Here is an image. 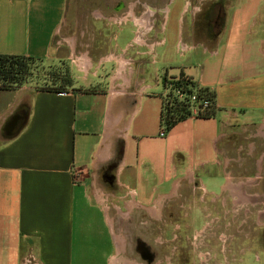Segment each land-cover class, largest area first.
<instances>
[{"label":"crops","instance_id":"crops-1","mask_svg":"<svg viewBox=\"0 0 264 264\" xmlns=\"http://www.w3.org/2000/svg\"><path fill=\"white\" fill-rule=\"evenodd\" d=\"M88 1L0 0V55L66 62L75 81L63 92L0 90V264H116L126 238L111 215L158 222L159 204L184 180L237 195L231 187L261 178L264 0H181L161 38L149 36L152 12L144 13L161 9L157 0ZM178 41L201 46L203 70L195 73L190 57L168 70ZM168 43L171 54L161 50ZM153 60L168 78L183 73L213 93L214 116H189L160 137L165 98ZM77 169L88 177L76 179Z\"/></svg>","mask_w":264,"mask_h":264},{"label":"rangeland","instance_id":"rangeland-1","mask_svg":"<svg viewBox=\"0 0 264 264\" xmlns=\"http://www.w3.org/2000/svg\"><path fill=\"white\" fill-rule=\"evenodd\" d=\"M125 1L127 3L133 2V0ZM148 1L152 2V0ZM185 1L182 0L186 5L194 3L192 0ZM157 2L162 7L161 9L151 7L155 19L149 36H156L157 38L167 37L174 24V11L178 3H181V0H157ZM190 9L192 10L189 6V10L182 14L184 16L183 22H187L191 18ZM197 13L198 10L195 9L194 15ZM203 17V13L200 12L196 17V33L200 36L204 25ZM165 24L167 27L166 34L163 33V29L161 30ZM125 27L129 31L136 29L132 23ZM156 29L161 30V32L156 31ZM113 31H117V28L113 27ZM124 35H128V32L125 31ZM181 47L182 45L178 41L174 47V65L168 70L173 74L177 73L181 66L185 64L187 57L192 58L189 65L194 68L195 73L203 70L205 64L202 61L201 46L199 47L198 45L189 50H185L184 48L186 47ZM167 48L169 54H171L170 43L167 46L164 45L161 50L165 52ZM129 52L131 51L129 50ZM151 65H153L151 69L153 72L157 69L154 74L158 76L159 80V86L155 92L164 94L163 85L172 77L168 78L165 73L167 68L163 69L154 60ZM161 70L164 73H161ZM30 73L31 75L27 78V81L20 87H25L29 90L66 91L75 83L74 77H72L73 71L66 62L34 59L30 65ZM181 74L183 73H179L177 78ZM203 99H206V97ZM167 101L175 102L171 94H169ZM207 168L210 169L211 167ZM85 172L77 169L75 172L76 179L82 181L85 176L88 177V173L86 174ZM98 177L100 178V176ZM186 181L184 180L183 183H186ZM232 182L237 184V181ZM218 183L219 181H216V185ZM243 184V186L236 185L237 189L241 188V191L237 192L242 194L244 189L252 195L257 194V204H248L251 202L244 196L241 198V194H238L242 201L244 200L248 203L240 204L241 206L235 205L228 193L226 195L222 193L221 187H215L205 193L198 188L192 189V184L191 186L183 184L179 193L180 197L176 201L167 200L165 203L159 204V207L163 205L164 209L162 211V219L158 222L151 221L148 215H131L126 220L127 223H123L121 215H111L112 219H115V234H122L119 236L121 238L125 236L126 238L123 249L121 251L119 249L118 251L116 250L117 259H114L113 262L116 264H137L136 261H140V256L135 251V240L140 235L143 239H146V243L155 254L156 259L165 257V259L169 260L171 258L168 264H264V165L260 180L254 182L253 186ZM236 187L231 188L236 190ZM251 200L252 202L255 201L254 199ZM133 205L135 204L133 203ZM156 213H158V210ZM139 220L147 221L148 224L139 226ZM155 229L161 235L163 246L154 244Z\"/></svg>","mask_w":264,"mask_h":264},{"label":"trees","instance_id":"trees-1","mask_svg":"<svg viewBox=\"0 0 264 264\" xmlns=\"http://www.w3.org/2000/svg\"><path fill=\"white\" fill-rule=\"evenodd\" d=\"M33 61L34 59L30 57L0 55V90L16 89L25 83L27 78L31 75L30 65ZM177 79V81H175V78L170 79L171 83L177 87L183 86L188 93L193 92L196 85L189 77L181 74ZM43 91L63 92L60 90ZM200 95L206 97V100L210 101L211 107L205 113L200 114L199 118L213 117L215 95L207 89H200ZM167 103L164 105L165 112H163L166 132L190 116L189 105L186 103H175L170 101H167ZM170 104L172 105L170 106Z\"/></svg>","mask_w":264,"mask_h":264},{"label":"built area","instance_id":"built-area-1","mask_svg":"<svg viewBox=\"0 0 264 264\" xmlns=\"http://www.w3.org/2000/svg\"><path fill=\"white\" fill-rule=\"evenodd\" d=\"M153 21H154V17H152V25H153ZM177 80L178 79H175V81ZM163 88L165 90L164 105L167 103L169 94H171L173 101L180 103L184 102L187 105H189L188 108L190 111V116L199 117L200 114L205 113L211 107L210 101L203 99L204 97L200 95V88H198L197 86L193 89L192 93H188L183 86L177 87L171 83V80H169L164 83ZM163 112H165L164 109ZM163 112L161 115L162 117H161L160 129H159L160 137H163L166 134Z\"/></svg>","mask_w":264,"mask_h":264},{"label":"flooded vegetation","instance_id":"flooded-vegetation-1","mask_svg":"<svg viewBox=\"0 0 264 264\" xmlns=\"http://www.w3.org/2000/svg\"><path fill=\"white\" fill-rule=\"evenodd\" d=\"M134 2V1H133ZM133 6H131V8H130V11L131 10H133V8H132ZM150 11V12H148V15L146 16V19L150 16L149 15V13L151 14V12H152V10H150L149 8H147L145 11H144V13H146V11ZM129 11V12H130ZM134 11V10H133ZM129 12L127 13L128 14V18H125L124 17V20L126 21H131V22H133L134 23V20H132L131 19V16H133L131 13H130V16H129ZM144 13L142 14V16L144 15ZM134 15H136V16H138V17H140V18H142V16H139V15H137V14H135V12H134ZM146 15V14H145ZM152 17H153V12H152V15H151V17H150V19H151V27H152ZM144 18V17H143ZM261 177H262V173H261ZM261 179V178H260ZM259 179V180H260ZM184 184H186V185H188V186H191V184H192V189H197V187H198V189L200 188L199 186H197V183H191V184H189L187 181H186V183H184ZM226 185H223V187L221 188V191H222V193H225V195L228 193V195H229V197L233 200V204H235V205H240V204H244V203H248V202H245L244 200L242 201L241 200V198H239V195L237 194V195H234L235 193H232V191L231 190H229L227 187H225ZM182 187H183V184L180 186V189H182ZM236 187V186H235ZM180 189H179V191H180ZM241 189V188H240ZM240 189H237V187H236V190L235 191H239ZM202 191L204 192V190L202 189ZM241 191V190H240ZM244 194H245V192H244ZM249 195H250V193H249ZM180 197V195H177L176 197H174L173 198V202L174 201H176L178 198ZM241 197V196H240ZM244 197H246V194L244 195ZM238 198H239V202H237L238 201ZM246 199L247 200H249L251 203H248V204H251V205H255V204H257V202H258V197H246ZM251 199H254L255 201H253L252 202V200ZM235 202V203H234ZM234 205V206H235ZM163 206V205H162ZM241 206V205H240ZM151 216H156V215H151ZM158 219V218H157ZM179 230V229H178ZM135 251L139 254V256H140V261L138 262V261H136L137 262V264H168L169 263V261H171V258H169V260L168 259H165V257L164 258H162V259H156V257H155V254L152 252V250L150 249V247L147 245V243L146 242H141V241H139L138 239H136L135 240ZM157 244L159 245V246H163L164 245V243H163V241H159V242H157ZM134 260V259H133Z\"/></svg>","mask_w":264,"mask_h":264},{"label":"bare ground","instance_id":"bare-ground-1","mask_svg":"<svg viewBox=\"0 0 264 264\" xmlns=\"http://www.w3.org/2000/svg\"><path fill=\"white\" fill-rule=\"evenodd\" d=\"M123 18H124V17H123ZM143 24H144V23H143ZM145 25H146V24H145ZM147 26H148V25H147ZM140 27H142V26L140 25ZM150 28L152 29V27H150ZM151 29H150V30H151ZM181 48H182V47H181ZM119 250H120V249H119Z\"/></svg>","mask_w":264,"mask_h":264}]
</instances>
